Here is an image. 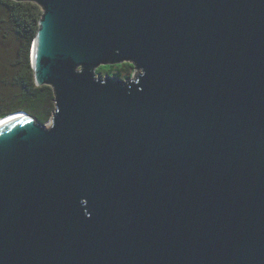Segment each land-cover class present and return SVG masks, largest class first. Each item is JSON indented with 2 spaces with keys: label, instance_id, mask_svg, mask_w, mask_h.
I'll return each mask as SVG.
<instances>
[{
  "label": "water",
  "instance_id": "water-1",
  "mask_svg": "<svg viewBox=\"0 0 264 264\" xmlns=\"http://www.w3.org/2000/svg\"><path fill=\"white\" fill-rule=\"evenodd\" d=\"M12 1L54 110L0 126V264H264V0Z\"/></svg>",
  "mask_w": 264,
  "mask_h": 264
},
{
  "label": "trees",
  "instance_id": "trees-1",
  "mask_svg": "<svg viewBox=\"0 0 264 264\" xmlns=\"http://www.w3.org/2000/svg\"><path fill=\"white\" fill-rule=\"evenodd\" d=\"M2 11L20 41V58L14 63L16 69L11 78V86L15 90L10 100L0 99V118L17 111L32 116L40 124L46 123L54 110V96L49 86H37L34 83L29 62V50L38 28V21L42 11L32 2H15L0 0ZM107 69L105 73L114 75L119 79L128 78L133 72L130 63L113 66H102ZM100 69V68H99Z\"/></svg>",
  "mask_w": 264,
  "mask_h": 264
},
{
  "label": "rangeland",
  "instance_id": "rangeland-1",
  "mask_svg": "<svg viewBox=\"0 0 264 264\" xmlns=\"http://www.w3.org/2000/svg\"><path fill=\"white\" fill-rule=\"evenodd\" d=\"M20 41L12 29V25L6 19L5 14L0 11V99L10 100L15 90L11 86V78L16 69H13L14 63L20 58ZM31 48V45H30ZM102 67V66H101ZM99 67L96 73L103 76L107 69ZM136 72L133 70L130 76ZM110 76H114L109 74ZM1 111L0 113H2ZM49 125V120L44 123Z\"/></svg>",
  "mask_w": 264,
  "mask_h": 264
},
{
  "label": "bare ground",
  "instance_id": "bare-ground-1",
  "mask_svg": "<svg viewBox=\"0 0 264 264\" xmlns=\"http://www.w3.org/2000/svg\"><path fill=\"white\" fill-rule=\"evenodd\" d=\"M10 115H13V114H10ZM15 117H18V116H9L6 115V118L2 117L3 119L0 120V126H2L3 124L11 121L12 119H14Z\"/></svg>",
  "mask_w": 264,
  "mask_h": 264
}]
</instances>
